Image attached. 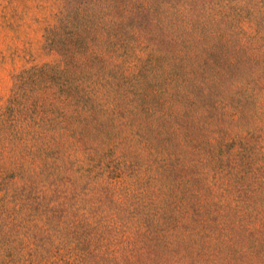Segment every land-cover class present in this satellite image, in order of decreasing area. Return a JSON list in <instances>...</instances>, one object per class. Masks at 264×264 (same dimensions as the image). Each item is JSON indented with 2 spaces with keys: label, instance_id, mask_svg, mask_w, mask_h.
<instances>
[{
  "label": "rangeland",
  "instance_id": "1",
  "mask_svg": "<svg viewBox=\"0 0 264 264\" xmlns=\"http://www.w3.org/2000/svg\"><path fill=\"white\" fill-rule=\"evenodd\" d=\"M0 264H264V0H0Z\"/></svg>",
  "mask_w": 264,
  "mask_h": 264
}]
</instances>
